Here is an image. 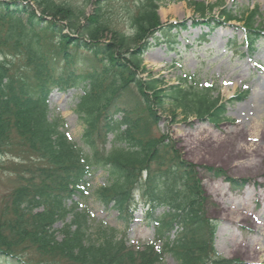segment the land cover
<instances>
[{"label":"trees","instance_id":"obj_1","mask_svg":"<svg viewBox=\"0 0 264 264\" xmlns=\"http://www.w3.org/2000/svg\"><path fill=\"white\" fill-rule=\"evenodd\" d=\"M104 1L85 0L70 10L52 0H0V161L13 179L0 199V264H164L165 256L176 264H241L217 256V225L204 210L202 170L223 172L182 160L156 127L157 112L169 109L217 125L227 104L187 77L167 86L161 77L140 75L144 52L167 28L157 15L165 0H139L129 17L133 34L112 31L110 42L99 40L107 30L100 21ZM185 1L204 26L234 17L222 0ZM216 9L217 20L206 18ZM256 11L244 18L247 51L264 38L254 28ZM76 89L80 143L65 133L60 117L50 118L47 101L54 90ZM97 172L105 180L92 189ZM72 196L78 200L67 207ZM92 197L118 214L124 231L92 226L81 208ZM140 209L155 238L142 253L123 240Z\"/></svg>","mask_w":264,"mask_h":264},{"label":"rangeland","instance_id":"obj_2","mask_svg":"<svg viewBox=\"0 0 264 264\" xmlns=\"http://www.w3.org/2000/svg\"><path fill=\"white\" fill-rule=\"evenodd\" d=\"M52 1L64 4L70 10L80 8L85 3V0ZM189 1L214 4L219 0ZM222 1L224 9L231 11L234 16L232 20L221 19L213 27L193 28L197 21L204 24L200 15L188 7L186 1L165 0L157 14L160 26L167 28L163 35H157V44L144 52V70L140 75L161 77L167 86L187 77L193 86L210 88L214 97L227 104L225 116L217 125L191 117L184 119L179 116V111L171 112L169 109L157 112L159 119L156 127L182 160L198 168L206 166L223 172L209 174L202 170L204 176L200 178L201 189L207 199L205 214L217 225L213 245L217 256L241 264H264V257L257 259L247 256L243 249L247 245L251 249H264V38L250 51L241 45L244 18L254 9H257L258 15L254 19V28L258 27L264 34V0ZM138 2L105 0L100 21L107 30L99 40L112 41L110 32L117 30L132 35L129 17L137 13ZM30 5L36 13L39 12L33 3ZM94 7L93 2L85 8L87 16L93 15ZM218 17L217 9L206 16L214 21ZM168 33L170 36H167ZM235 43L236 46L240 45L238 50L234 49ZM80 95L78 89L65 92L54 90L47 99L50 118L60 117L64 122L65 133L76 143H80L83 134V125L74 110ZM232 97L237 99L227 103ZM239 131H242L241 135ZM206 135L212 139V143L205 141ZM243 148L247 153L242 151ZM4 161H0V199L13 185L10 171L5 168L7 164L3 165ZM95 175L90 184L92 189L100 187L105 180L103 172ZM238 184L243 185L236 189ZM71 198L66 202L67 207L72 201L78 200L75 196ZM235 207L248 214V218H226L225 214L231 215ZM81 208L90 215L92 226L103 223L124 231V224L118 214L101 208L94 197L82 201ZM132 217L123 240L126 247L142 253L144 246L155 243L154 229L142 209ZM61 227L62 222L54 225L56 230ZM173 236L171 234L170 238ZM164 264L176 263L165 256Z\"/></svg>","mask_w":264,"mask_h":264},{"label":"bare ground","instance_id":"obj_3","mask_svg":"<svg viewBox=\"0 0 264 264\" xmlns=\"http://www.w3.org/2000/svg\"><path fill=\"white\" fill-rule=\"evenodd\" d=\"M243 131V130H242ZM242 131H239V134L241 135V132ZM218 140V139H217ZM205 141L206 142H208L209 144L210 143H212V139L208 136V135H206L205 136ZM242 151H244V152H246L247 153V150L245 149V148H243V150ZM229 216H231V218L233 219V220H235V217L236 218H242V219H244V220H246V218H248V214H246L245 215V213L243 212V211H240L237 207H235V209L233 210V212H231V215L230 214H228V213H226L225 214V217L226 218H229ZM244 249V254L245 255H251L252 257H254V258H257V259H261L262 257H264V249L263 248H261V247H258V248H249L248 247V245H247V247H245V248H243Z\"/></svg>","mask_w":264,"mask_h":264}]
</instances>
